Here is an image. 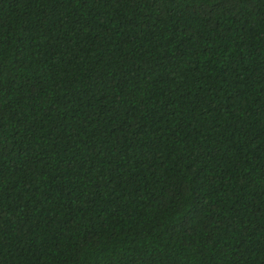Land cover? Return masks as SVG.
Returning a JSON list of instances; mask_svg holds the SVG:
<instances>
[{
    "label": "trees",
    "instance_id": "1",
    "mask_svg": "<svg viewBox=\"0 0 264 264\" xmlns=\"http://www.w3.org/2000/svg\"><path fill=\"white\" fill-rule=\"evenodd\" d=\"M0 264H264V0H0Z\"/></svg>",
    "mask_w": 264,
    "mask_h": 264
}]
</instances>
